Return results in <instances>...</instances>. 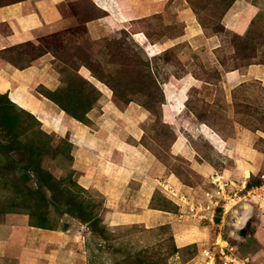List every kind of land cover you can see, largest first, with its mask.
Returning <instances> with one entry per match:
<instances>
[{
    "label": "rangeland",
    "instance_id": "obj_1",
    "mask_svg": "<svg viewBox=\"0 0 264 264\" xmlns=\"http://www.w3.org/2000/svg\"><path fill=\"white\" fill-rule=\"evenodd\" d=\"M230 2L166 0L154 13L110 26L95 39L87 23L107 13L93 9L88 0L74 1L68 3L70 21L15 51L52 53L59 84L52 90L39 86L38 91L63 111V123L94 130L104 123L103 93L79 73L82 66L110 90L114 108L124 113L135 106L144 113L137 123L139 143L162 166L163 176L180 185L169 193L179 196L176 201L184 206L183 216L178 215L186 224L183 242L174 240L171 224L149 230L107 227L105 198L77 182L70 133L53 131L3 93L0 222L17 213L26 215L29 225L44 229L72 224L85 236L86 256L77 264H264V83L251 79L227 89L223 82L224 71H243L248 62L263 60L264 14L259 27L237 36L221 23ZM187 22L200 29L202 41H178ZM132 33L145 39L135 40ZM210 36L219 41L212 51L203 42ZM149 42L164 49L153 54ZM183 79H190L191 85L178 114L173 110L183 95ZM126 122L124 116L114 119L117 127ZM203 129L223 146L206 139ZM178 140L185 150L175 153ZM182 188L187 191L179 195ZM175 203L160 189L154 192V206L175 212L180 209ZM242 203L251 207L240 215Z\"/></svg>",
    "mask_w": 264,
    "mask_h": 264
},
{
    "label": "crops",
    "instance_id": "obj_2",
    "mask_svg": "<svg viewBox=\"0 0 264 264\" xmlns=\"http://www.w3.org/2000/svg\"><path fill=\"white\" fill-rule=\"evenodd\" d=\"M74 1L80 0H0V93L6 94L34 116L41 117L42 121L48 120L45 124L53 131L70 133L77 182L83 188H93L103 195L107 227L114 230L141 226L149 230L171 224L175 231L174 240L183 242L188 237L187 230H183L186 224L179 219L183 216L181 210L184 206L180 207L176 201L179 196L173 198L169 193L174 194L180 185L170 175L163 176L162 166L139 143L141 133L137 123L144 118V113L135 106H129L124 113L114 108L109 102L110 90L82 66L79 73L103 93L104 123L96 130L82 124L63 123V111L38 91L39 86L52 90L59 84L58 75L52 68V53L49 50L37 55L24 51L18 53L22 47L38 43L43 33L54 32L57 25L70 21L72 14L68 3ZM88 1L93 9L107 13L106 18L87 23L89 34L95 39L107 34L108 27L125 25L138 14L154 13L166 3V0ZM263 14L264 0H233L221 23L225 29L244 35L251 23L261 20ZM200 34L198 27L187 22L186 32L178 41L190 39L200 42L203 39ZM131 36L135 40L145 39L140 33H132ZM203 42L210 51L219 47L214 36L206 37ZM161 48L164 49L163 44L149 42L151 53ZM251 79L264 83V62L249 64L243 71L223 72L227 89ZM182 85L183 95L175 100L173 110L178 114L184 107V93L191 80L183 79ZM121 116L127 118L128 123L117 127L114 119ZM200 133L217 148L223 146V141L217 140L206 129ZM173 148L175 153L185 150L181 140ZM201 170L202 174L208 172L204 166ZM156 189L164 192L180 209L171 212L154 206L152 197ZM186 191L182 188L179 195ZM85 256L84 233L72 224L65 229H44L29 225L28 217L17 213L8 214L0 222V264H77Z\"/></svg>",
    "mask_w": 264,
    "mask_h": 264
},
{
    "label": "trees",
    "instance_id": "obj_3",
    "mask_svg": "<svg viewBox=\"0 0 264 264\" xmlns=\"http://www.w3.org/2000/svg\"><path fill=\"white\" fill-rule=\"evenodd\" d=\"M233 2V0H231V2L229 3V5L226 7V9H225V11L228 9V7L231 5V3ZM224 11V12H225ZM224 14V13H223ZM223 16V15H222ZM222 18V17H221ZM260 19L259 20H256V21H253L252 23H251V25H250V27H249V30L244 34V35H237V34H235V33H233L232 31H229V30H227V29H225L226 31H229V32H232L233 34H235V35H237V36H245L246 34H248V33H250V31L253 29V28H257V27H259L260 26ZM224 27V26H223ZM262 62H264V58H263V60L262 61H257V62H255V61H253V62H248L247 64H246V66L245 67H247L249 64H252V63H262ZM234 69V68H233ZM6 95V94H5ZM7 96V95H6ZM8 98V97H7ZM154 196V195H153ZM152 200H153V197H152ZM152 200H151V206H152ZM95 221H96V219H94Z\"/></svg>",
    "mask_w": 264,
    "mask_h": 264
},
{
    "label": "water",
    "instance_id": "obj_4",
    "mask_svg": "<svg viewBox=\"0 0 264 264\" xmlns=\"http://www.w3.org/2000/svg\"><path fill=\"white\" fill-rule=\"evenodd\" d=\"M246 206H250L251 207V205L249 204V203H242L241 205H239V208L241 209V214L240 215H242V214H244V213H246L247 212V210L245 209V207ZM251 211V208H250V210H249V212ZM249 214V213H248ZM247 216V215H246ZM238 217V216H237ZM248 217V216H247ZM238 218H240V217H238ZM240 220V219H239ZM244 223V222H243ZM243 223H240V224H237V225H241V224H243Z\"/></svg>",
    "mask_w": 264,
    "mask_h": 264
},
{
    "label": "bare ground",
    "instance_id": "obj_5",
    "mask_svg": "<svg viewBox=\"0 0 264 264\" xmlns=\"http://www.w3.org/2000/svg\"><path fill=\"white\" fill-rule=\"evenodd\" d=\"M151 52H152V51H151ZM187 82H188V81H187ZM11 101H12V102H14L15 104H17V103H16V101H14V100H11ZM17 105H18V104H17ZM18 106H19V105H18ZM40 118H41V117H40ZM46 121H48V120H46V119H45V120H43V122H44V123H47ZM47 124H48V123H47ZM244 173H245V174H246V176H247V174H248V170H247V169H245V170H244Z\"/></svg>",
    "mask_w": 264,
    "mask_h": 264
}]
</instances>
